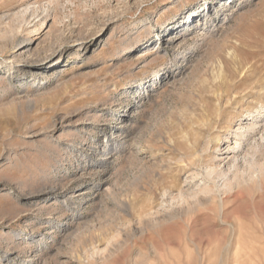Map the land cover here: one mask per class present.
<instances>
[{
    "label": "rangeland",
    "instance_id": "rangeland-1",
    "mask_svg": "<svg viewBox=\"0 0 264 264\" xmlns=\"http://www.w3.org/2000/svg\"><path fill=\"white\" fill-rule=\"evenodd\" d=\"M259 112L264 0H0V264H264Z\"/></svg>",
    "mask_w": 264,
    "mask_h": 264
},
{
    "label": "bare ground",
    "instance_id": "bare-ground-1",
    "mask_svg": "<svg viewBox=\"0 0 264 264\" xmlns=\"http://www.w3.org/2000/svg\"><path fill=\"white\" fill-rule=\"evenodd\" d=\"M207 12H209V6H207ZM192 24H193V22L190 23L189 25H192ZM261 113L262 112H259V114H256V115L251 113L250 114V117H251L250 122L248 124L245 123V125H241L240 123H238L236 125L237 127L234 130V141H232L230 143L227 142V145H226V148L228 151L227 153L230 154V156L228 157L229 159H227L225 162L223 161L224 163L222 165H220L221 160H218L217 155H213L214 156L213 160H212L213 166L210 169H206L205 176H203V179H205V181L203 180L204 185L206 182V185H212L215 187L216 186L217 187L222 186L224 189V192H228L230 190V178H229L230 173H232L233 175H236V173L240 170V166L243 165L240 163L245 161L244 160L245 159L244 154L246 152V151L244 152L245 147L246 146H253L256 149V148H259L260 145H262L264 143V141H263L264 137L262 136L263 135L262 129H264V128H263V124H261V122L264 119H261L263 117V115ZM121 132L120 133L123 135V130H121ZM228 138L229 137H227L226 141L229 140ZM219 139L220 138L217 137V140H219ZM214 140H216V138ZM112 143H110V144H112ZM243 152H244V154H242ZM241 154H242V157L239 158V155H241ZM224 159H226V157ZM200 169H201V167H200ZM202 171H203V169H202ZM200 172H201V170H200ZM219 179L222 180L221 184H217ZM235 180L237 181L238 178L236 177ZM201 188H202V185H199V188L197 190L200 192ZM81 194H83V192L78 193L77 195H81ZM180 196L183 197V195H180Z\"/></svg>",
    "mask_w": 264,
    "mask_h": 264
}]
</instances>
